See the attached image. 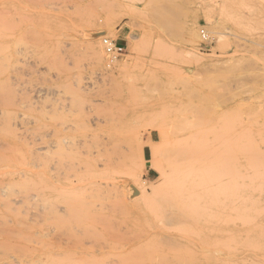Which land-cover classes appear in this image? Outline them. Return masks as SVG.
Wrapping results in <instances>:
<instances>
[{
    "label": "rangeland",
    "instance_id": "374dc122",
    "mask_svg": "<svg viewBox=\"0 0 264 264\" xmlns=\"http://www.w3.org/2000/svg\"><path fill=\"white\" fill-rule=\"evenodd\" d=\"M0 40V166L46 180L0 167V264L40 243L47 264H264V0H0ZM116 114L105 187L92 155ZM217 126L240 145L218 224L167 221Z\"/></svg>",
    "mask_w": 264,
    "mask_h": 264
},
{
    "label": "bare ground",
    "instance_id": "6f19581e",
    "mask_svg": "<svg viewBox=\"0 0 264 264\" xmlns=\"http://www.w3.org/2000/svg\"><path fill=\"white\" fill-rule=\"evenodd\" d=\"M188 38H190L191 40L190 34ZM0 45L2 46V44ZM92 48L94 50V55L98 59H102L101 51L97 50L95 46H93ZM1 54L2 53H0V67H2L1 61H3V58H5L4 55L2 58ZM5 55L7 56L8 54ZM0 106L2 107V105ZM185 112V110L182 111L183 116L187 115L185 114ZM0 114L1 116H8L10 115V109L8 107H2L0 108ZM120 122H122V116L120 114H116L115 117L109 116L108 118L104 119L102 123V129L107 127L106 136L102 137V141L99 144L98 149L96 150V155H92L93 159H96L98 163L97 177L100 180L101 185H104L105 187H109V182L106 178V175L107 172L112 169L111 163H113V158L121 159L123 154L121 148L116 149V142L114 139L115 136L111 132V127ZM204 130L205 133L207 132L208 134L209 128ZM49 132L50 134H53L55 136L59 134L65 135L68 132V126L54 127L51 131L49 130ZM212 134L213 136L209 139H207L208 136L204 137V144L201 150L199 152L197 151V154L193 155V153H191L190 151H186L184 153L183 166L180 170V181L177 184V188H179L180 190V202L184 206V208L179 207V213H164L163 218L167 221L175 222L176 220H178V223H180L181 225H186V222H191L193 225L206 228L208 227L209 229L218 224L220 220L219 217L222 214V211L224 212L226 204L224 194L225 181L223 176L224 174L222 172L224 170V163L226 160L228 162L229 159L233 160L237 156H239L240 145H238L239 140H237L238 137H236L237 134L235 133V130L230 126L228 128L225 126H217V128H214ZM0 167L4 168L3 170L5 171L1 173L2 175L13 174L14 177L18 179L22 178L28 181L37 180L41 184V186L46 182L45 178H43L40 173L35 172V170H33L32 168L25 167L28 169L26 171L30 173L31 176L27 175L26 172H19V169L20 167H22V165L15 162H8ZM153 167L158 170V168H156L155 166ZM37 213L38 211H36V214ZM42 246L40 243V248L37 251L33 250L36 248H33L32 253H29L27 260H17L15 264H47V260L49 259L48 251L50 249L47 251V249L43 248ZM36 254H38V256Z\"/></svg>",
    "mask_w": 264,
    "mask_h": 264
},
{
    "label": "built area",
    "instance_id": "2783aa9c",
    "mask_svg": "<svg viewBox=\"0 0 264 264\" xmlns=\"http://www.w3.org/2000/svg\"><path fill=\"white\" fill-rule=\"evenodd\" d=\"M106 52L113 58L119 57L123 52V46L117 44L115 41H111L107 38L103 39Z\"/></svg>",
    "mask_w": 264,
    "mask_h": 264
},
{
    "label": "crops",
    "instance_id": "0c3cea01",
    "mask_svg": "<svg viewBox=\"0 0 264 264\" xmlns=\"http://www.w3.org/2000/svg\"><path fill=\"white\" fill-rule=\"evenodd\" d=\"M115 42L119 45H122L125 42V36L122 33H120L117 39L115 40Z\"/></svg>",
    "mask_w": 264,
    "mask_h": 264
}]
</instances>
